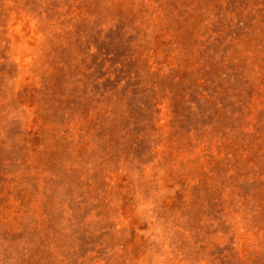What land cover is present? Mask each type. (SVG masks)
Instances as JSON below:
<instances>
[{
	"label": "rangeland",
	"instance_id": "374dc122",
	"mask_svg": "<svg viewBox=\"0 0 264 264\" xmlns=\"http://www.w3.org/2000/svg\"><path fill=\"white\" fill-rule=\"evenodd\" d=\"M0 264H264V0H0Z\"/></svg>",
	"mask_w": 264,
	"mask_h": 264
}]
</instances>
